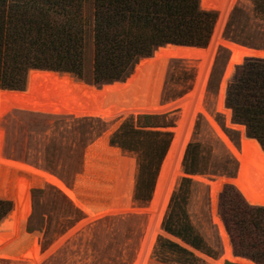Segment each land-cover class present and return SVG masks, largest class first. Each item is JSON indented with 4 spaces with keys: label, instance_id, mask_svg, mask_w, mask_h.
Instances as JSON below:
<instances>
[{
    "label": "trees",
    "instance_id": "16d2710c",
    "mask_svg": "<svg viewBox=\"0 0 264 264\" xmlns=\"http://www.w3.org/2000/svg\"><path fill=\"white\" fill-rule=\"evenodd\" d=\"M251 2L254 15L264 19V0ZM215 23L216 14L201 9L200 0H0V98L22 99L39 91L36 101L81 104L91 97L87 85L100 87L125 81L140 59L150 57L160 47L206 48ZM225 34L230 38L228 30ZM27 77L26 91L14 92L25 89ZM226 106L234 121L245 127L247 137L264 151V60L250 59L237 68L226 90ZM152 118L138 116L135 122ZM133 123L132 119L125 122L112 135L110 144L136 154L133 200L145 207L172 134L135 130ZM85 147L86 143L80 152ZM200 149L199 143L187 146L183 159L186 173H198L194 164ZM181 187L179 198L185 192ZM173 198L163 222L164 231L204 252L201 237L188 217L180 214L178 197ZM11 201L9 194L0 192V251L10 246ZM70 211L74 222L81 219L78 209ZM218 211L234 255L264 264V207L249 205L233 186H225ZM159 246L165 262L197 261L168 241L160 240Z\"/></svg>",
    "mask_w": 264,
    "mask_h": 264
},
{
    "label": "rangeland",
    "instance_id": "374dc122",
    "mask_svg": "<svg viewBox=\"0 0 264 264\" xmlns=\"http://www.w3.org/2000/svg\"><path fill=\"white\" fill-rule=\"evenodd\" d=\"M222 1L221 11L209 10L216 14L215 26L219 19V22L222 21V43L232 42L243 48L264 51V19L254 15L251 0ZM229 23H231V27L228 29ZM226 30L229 31L230 38L225 34ZM230 55L229 49L222 45L215 51L201 100V110L192 121V128L190 127L188 140L181 154L176 177L162 209L160 201L152 209L153 196L174 138V129L180 120L179 101L190 94L195 87L198 60L192 63L184 60L171 62L166 70L158 97V103L162 110H153L146 115H140L141 117H153L151 121H141L137 124L135 122L136 117H128L124 120L113 121L112 124L107 122L108 119L55 117L44 114H19L5 121L1 140L2 152L6 158L23 162L36 170L48 173L61 185V187H57L47 184L46 187L32 188L29 191L30 211L24 223V232L27 235L34 234L36 237L38 264H176L164 261L159 246L160 240L173 243L192 254L197 260L192 264H217L220 259V264H237L227 258H222L224 249L218 226L212 214L208 185L209 182H213L219 177L236 178L240 161L232 150L239 154L241 152V139L243 136H247L245 129L241 131L233 127L234 125H241L234 121L233 114L227 123L224 114L216 109L222 77ZM235 73L228 84L233 80ZM71 77L87 85L77 78ZM87 86L91 91L90 96L95 94L97 98L109 99L111 97L112 86ZM226 90L224 106L229 109L226 106ZM131 119L134 120L133 128L135 130L170 132L172 134L169 148L159 166L151 200L145 207L139 206L133 200L138 170L136 154L122 151L110 144L112 135ZM168 123H171L170 127L167 126ZM113 125H116L117 130L115 129L113 133L109 134L108 145L118 149L123 157L125 156L134 162L130 199L125 198V185L121 184L123 188L118 192L119 197L113 198L110 193L113 190L112 186H115L114 189H116V185L111 183L109 187L108 185L102 186L100 190L97 184L95 185L96 180H94L93 175L85 170L86 149L107 133ZM85 143L86 147L80 152V148ZM190 143L201 145L200 156L197 157L194 164L198 171L196 174L186 173L183 166L184 155ZM98 153L100 154L99 151L95 152L96 157L99 156ZM95 156L93 159L96 158ZM245 156L246 153L241 156L243 169H245L246 161H248H245L247 159ZM258 163L260 162L258 161ZM78 176H84L83 180H85L76 188L78 197L84 201H89V198L92 199L89 201V205L93 209H108L102 219L89 221L86 211L77 208L71 199L70 192L74 191ZM201 177L203 179H200ZM126 179L127 177L125 180L121 178L120 183L127 182ZM184 180L190 182H183ZM181 185L185 192L179 198ZM3 193L9 194L12 198L14 212V195L9 192ZM101 193L104 194L101 195ZM94 196L95 198H93ZM173 196L174 198L175 196L178 197L176 200L180 206V214L188 217L191 225L201 237L205 245L204 252L193 249L164 231L163 222L170 213ZM96 198L101 200L102 205ZM112 203L119 205L120 208H109ZM126 203L131 209L130 212L123 211L121 208ZM71 209L80 211L81 219L79 221L74 222L75 216L71 213ZM157 215H160L158 230L148 253H146L147 244L151 238V227ZM216 218L221 220L223 224L218 211V202ZM225 233H227L226 229ZM49 239L51 242L48 241ZM54 245L57 247L52 250ZM163 248L168 253L169 250L166 247ZM232 253L234 254L233 249ZM164 255L168 256V254ZM143 259L144 261H142ZM0 264L17 263L0 259Z\"/></svg>",
    "mask_w": 264,
    "mask_h": 264
},
{
    "label": "bare ground",
    "instance_id": "6f19581e",
    "mask_svg": "<svg viewBox=\"0 0 264 264\" xmlns=\"http://www.w3.org/2000/svg\"><path fill=\"white\" fill-rule=\"evenodd\" d=\"M221 1L222 0H202L200 7L201 9L206 11H221L223 6ZM219 21L220 19L217 21L211 40L206 48H185L173 47L170 45L166 46L164 49L161 48L160 51L164 53L166 52L170 57L161 60L158 64H153V58L145 60L141 59L134 72V76L137 75L136 77L140 78H138V84L135 85L134 88L133 86L131 88H128L129 82L131 81V79H129L123 84L113 85L111 88V97L109 99L97 98L94 94L93 96L85 99L83 103L77 104L90 105L96 104L98 102H104L106 104H111L112 102L119 103L120 106H122L121 108L120 106L114 107L113 110H110L108 112V116H99L98 118L103 120L108 119L107 122L109 123H112L113 121L116 122L118 120H124L128 117H137L140 115H144L153 110H162V107H160L158 103V97L160 95L166 70L170 66L171 62L174 60H184L189 63H192L195 60L199 61L197 63L198 74L194 90H192L190 94H187L179 101L181 116L180 120L177 123V127L174 129V138L165 159L163 168L161 167L162 171L155 188L152 201V209L159 201L161 202V209L163 208L169 189L173 185V180L176 177V173L178 171V164L181 158V154L188 140L190 127L192 128V121L196 114L201 110V100L204 94L207 76L217 48L221 45L225 46L231 53L222 77L216 103V109L224 114L226 120L228 121L227 123H229V118L232 114V111L224 106V94L229 80L232 78L237 67L243 65L247 61L245 59L254 58L264 60V51H255L252 49L243 48L237 46L232 42L225 41L226 43H222L221 33L223 26L222 21ZM141 69L145 72H143ZM134 76H132L131 78H133ZM19 100L21 99L0 98V104L8 103L10 101L20 103ZM124 103L125 105H131L130 107L126 108V106H124ZM59 105H62V103L36 101L31 105L32 107H26L24 105L13 108L9 107V109L4 111L3 115L7 116L5 121L10 117L19 114H44L52 115L55 117H63L64 115H61V107ZM70 114L71 115L67 117L79 118L76 115L74 116L73 113ZM5 121H3V124L5 123ZM233 127L240 129L241 131L245 129L241 125H234ZM3 129L4 128L2 126V128H0L1 133L4 131ZM115 129L116 125L111 126V129L107 133L103 134L101 138H99L97 141H95V143H93V145L89 146L86 149L85 170L87 173L93 175L94 180H96L95 185L97 184L99 189L102 186L108 185L109 187L111 183H114L116 185V189H114L115 186H112L113 190L112 193H110V196L113 198L118 196V192H120V189L123 188L122 185H125V198L130 199L133 185L131 180L134 162L132 160H129L128 158H125V156L123 157L118 149L112 148L108 145V136L110 133H113ZM2 146V140L0 138V192H9L10 194L12 193L14 195V212L10 229V246L7 250L0 251V259L9 260L17 264H38L39 258L37 254L36 237L34 236V234L27 235L24 232V223L30 211L29 191L32 188H42L47 184H52L57 187H61V185L58 184L56 179L48 173L36 170L23 162H16L7 159L2 152ZM96 151L100 152V154L98 153V157L95 156ZM232 152L239 158L240 161L239 171L236 178L227 179L219 177L216 178L213 182L208 183L211 190L210 198L212 204V214L218 226L220 238L223 244L224 254L222 258H227L229 261L235 262L237 264H255L248 259L235 256L232 253L233 248L229 236L227 233H225V229L221 220L216 218L217 202L218 196L220 192H222L224 187L233 186L249 205L264 207V153L255 140L249 139L247 137L245 138L244 136L241 139V152L239 154H236L234 150H232ZM244 153H246L247 156V159H245V161L248 160L246 161L245 169H243L241 158ZM93 156H95L96 158L93 159ZM258 161L260 163H258ZM165 173L167 174L165 175ZM125 177H127V182L123 181L122 183H120V179L123 178L125 180ZM83 179L84 176H78L76 178L74 191L70 192L71 199L74 201L77 208L86 211V215L89 221L93 219H102L106 215V211L108 209H93L89 205V201L92 199L89 198V201H84L77 195L76 188L85 181ZM200 179L203 178L201 177ZM103 191L104 190L102 189V192ZM105 191L107 190L105 189ZM103 194L101 193V195ZM93 198H95V196ZM96 200L99 201L98 198H96ZM100 202L101 200L99 201V203ZM114 203H112L109 208L119 209L120 206ZM121 208H123V211H131L127 203ZM159 217L160 215H157V217L153 221L150 233L151 238L150 242H147L148 244L145 251L146 253H148L151 243L153 242V239L158 230ZM56 245L52 247V250L57 247ZM142 261H144V259ZM220 261L221 259L217 264H220Z\"/></svg>",
    "mask_w": 264,
    "mask_h": 264
},
{
    "label": "water",
    "instance_id": "95a60500",
    "mask_svg": "<svg viewBox=\"0 0 264 264\" xmlns=\"http://www.w3.org/2000/svg\"><path fill=\"white\" fill-rule=\"evenodd\" d=\"M201 2H202V0H200V4H201ZM166 46H169V45H166ZM166 46L160 47V48L156 49L154 51V53L152 54V56L147 57V58H142V59L145 60V59H151V58H153V61H154L153 64H158L161 60L170 57L166 52L164 53V52L160 51L161 48L164 49ZM170 46H173V47H185V48H196V47L177 46V45H170ZM255 51H258V50H255ZM135 69H136V67H135ZM135 69H134L133 73L125 81H123V82H113L111 84L102 85L101 87H111V86H113L115 84H123L127 80L131 79V81L129 82L128 88H131L132 86L134 88L135 85L138 84V81L140 79L139 77H136L137 75L134 76L135 75V73H134L135 72ZM32 71H39V70H32ZM142 71L145 72L144 70H142ZM44 72L59 74L61 76L66 74V73H58V72H52V71H44ZM67 75L70 76V74H67ZM132 76H134V77L131 78ZM138 76H139V74H138ZM27 86H28V77H27V83H26L25 89L22 90V91H14V92H25L26 89H27ZM1 91H8V90H1ZM37 96H38V98H40V92L39 91H37L35 93L27 94L26 96H24V98H22L21 100H19L20 103H17L15 101H10L8 103H1L0 104V128H2L3 121H5V119L7 117V116H4L3 115L4 111H6L7 109H9V107L13 108V107H17V106H20V105H22V106L24 105L26 107H32L31 105L36 102L35 99H36ZM130 105L129 104H126L125 105V103H124V106H126V108L130 107ZM59 106L61 107V115L62 116L63 115L64 116H69V115H71L70 113H73L74 116L76 115L79 118H95V119H98L99 116L100 117H103L105 115L108 116V112L110 110H113L114 107H118L119 106V103L112 102L111 104H108V103L106 104L104 102H98L96 104H90V105H84V104H82V105L68 104L67 105V103L66 104L65 103H62V105H59ZM89 115H93V116H89ZM2 135H3V132L2 133L0 132V138H2ZM245 137H247V136L245 135ZM209 191L211 193L210 186H209Z\"/></svg>",
    "mask_w": 264,
    "mask_h": 264
}]
</instances>
